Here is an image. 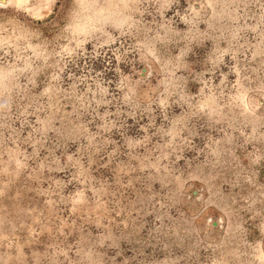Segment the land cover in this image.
<instances>
[{
    "label": "rangeland",
    "instance_id": "374dc122",
    "mask_svg": "<svg viewBox=\"0 0 264 264\" xmlns=\"http://www.w3.org/2000/svg\"><path fill=\"white\" fill-rule=\"evenodd\" d=\"M0 264H264V0H0Z\"/></svg>",
    "mask_w": 264,
    "mask_h": 264
}]
</instances>
